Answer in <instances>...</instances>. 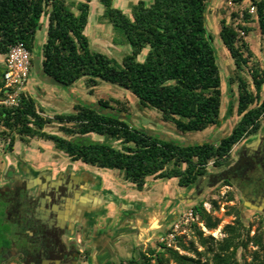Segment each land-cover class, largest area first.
Masks as SVG:
<instances>
[{"label": "trees", "instance_id": "trees-1", "mask_svg": "<svg viewBox=\"0 0 264 264\" xmlns=\"http://www.w3.org/2000/svg\"><path fill=\"white\" fill-rule=\"evenodd\" d=\"M91 1L0 0V56L22 43L30 53L33 71V56L38 53L36 31L42 29L45 17L39 69L65 87L83 79L88 93L93 94L98 81L116 85L135 96L140 106L157 110L163 122L172 123L183 133L220 127L233 113L237 121L216 143L178 142L132 126L125 120L129 114L117 100L112 102L119 107L103 99L95 103L77 101L71 112L54 113L49 118L42 115L45 109L21 91L16 105L0 104V139L6 142V149L12 151L16 137L20 141H49L71 161L121 171L123 179L138 191L148 177L175 178L178 187L187 188L205 177L209 167H225L233 146L256 136L264 120V68L253 60L243 37L252 30L248 23L255 19L264 51V0H249L254 14L246 8L238 21L236 12L230 14V22L224 17L219 20L218 36L234 66L226 82L230 97L223 115L220 68L206 21L209 0H138L129 15L114 7L113 0H97L103 7L101 16L130 47L120 64L92 50L84 34ZM144 50L142 60L138 59ZM2 74L0 69V88ZM232 85L236 86L235 107ZM3 97L1 90L0 98ZM51 123L57 124L64 136L44 131ZM222 184L228 185L226 180ZM232 198L228 194L227 201ZM205 202L191 206L197 223L190 225L200 250L194 241L186 244L181 237H175V246L156 239L113 264H264V231L249 235L237 210L232 223L222 226L221 239L203 235L198 223L209 231L220 223L204 209ZM209 204L212 210L218 208L215 200ZM3 244L0 233V245ZM249 245L255 247L250 261L240 262L237 250L246 251Z\"/></svg>", "mask_w": 264, "mask_h": 264}, {"label": "rangeland", "instance_id": "rangeland-1", "mask_svg": "<svg viewBox=\"0 0 264 264\" xmlns=\"http://www.w3.org/2000/svg\"><path fill=\"white\" fill-rule=\"evenodd\" d=\"M78 1V0H69ZM138 0H113V6L120 9L126 15H129L130 8L132 4L136 3ZM148 2L149 0H144ZM249 0H209L206 21L209 33L213 36V45L217 53L218 66L220 68L221 76V91H222V108L221 115H223L227 105L230 95L227 93L226 82L228 77L233 73V63L228 56L225 48L218 36L219 20L225 18L226 22L232 20L230 14L236 12L238 18L235 21L240 20L242 17V11L248 8ZM103 11L102 5L97 0H92L89 4V14L88 22L84 29V34L88 37L90 47L92 50L101 52L108 57L112 58L116 63L120 64L121 59L124 55L130 53V47L125 44L121 35L113 30L112 26L101 16ZM43 27H46V18L43 17L42 21ZM252 30L243 36L245 42L247 43L249 49L253 53V60L258 63L260 68H264V51L262 50V43L260 39L259 32L257 30L255 19L248 23ZM36 31L35 46L38 50V55H40L41 40L46 35V30L43 28ZM240 35H243L240 33ZM145 50L140 54L138 59L142 60ZM4 59V57H2ZM40 59V58H39ZM232 105L235 107L236 99V86H231ZM264 89V88H263ZM24 92L28 93L36 102L38 107L45 109V113L42 114L45 117H51L54 113H69L72 111V105L77 101L82 102H92L95 103L98 99L108 100L110 104L114 107H119L112 101L117 100L126 109L129 117H125L132 126L142 128L145 130L153 131L159 134H163L170 139L176 140L178 142H201V141H213L218 142V140L226 136L232 126L237 121L238 117L233 113V115L225 120L216 134H211V130L207 133V139H205L206 134L204 132H180L175 128V126L170 122H163L160 119V113L151 107L140 106L137 98L133 96L128 90L120 88L116 85L98 81L97 86L94 88L93 94H89L87 88L84 86L83 79L77 80L73 85L69 87H59L42 82L39 78V74L31 71L28 75V81ZM214 126L208 127L212 128ZM44 131L48 133H54L60 136H64L62 132L59 131L58 125L55 123L48 124L44 127ZM264 133V120L261 122L260 131L254 137H249L241 140V144L233 146L230 157L228 159L227 165L234 162L237 158L238 153L242 147L250 145L259 134ZM93 139L103 140V137L97 135L90 136ZM113 145H117L115 142L110 141ZM23 154L25 158L38 159L40 164H44L47 161H54L58 163L59 167L63 166L68 161L66 155L62 152L56 150L53 147V143L49 141H44L37 138H30L24 141H20L18 137L13 145L12 151L6 149V142L0 139V171H3L12 160L15 155ZM79 162V161H77ZM225 167H210L211 171L224 170ZM111 176L120 185V188L124 190H132L134 187L123 179V173L118 170H110ZM164 181V180H163ZM149 193L156 191L154 186L149 185L147 181ZM159 188H163V194H165L167 185H157ZM194 188V185L191 186ZM199 191V190H198ZM193 192V191H192ZM194 193V192H193ZM192 193V194H193ZM228 194L232 195V200L227 201ZM164 196V195H163ZM210 200H215L218 204V208L212 210L209 204ZM200 201H206L203 204L204 209L210 212L213 218L220 220L219 225L214 230H206L202 224L198 223V227L202 230L203 235H211L215 239H221L223 234L221 233V228L227 223H232L234 219V211L239 212L240 220L242 221L244 227L249 229V235H252L254 231H264V217L261 214L254 213L251 210L245 208L238 199V195L234 190L228 189L225 185H214L207 189L206 191H201L189 201L188 205H183L176 213L175 218L167 224L164 228L163 233L167 231L165 235L159 238V241H163L167 246H175V237H181L184 243L194 241L193 231L191 229V223H197V219L193 217V221L188 219L185 221V214L191 212V206L199 203ZM101 208V207H100ZM233 208V210H231ZM188 217V216H187ZM177 223L178 228L173 231V224ZM173 233V238H168L167 235ZM89 240V237H87ZM264 241V234H263ZM196 245V242H195ZM197 246V245H196ZM198 247V246H197ZM137 248H142V246H137ZM82 249V247H81ZM201 248L198 247V250ZM83 250V249H82ZM255 250V247L248 246L246 251L237 250V258L240 262L242 259L245 261H250V254ZM88 252V255L86 254ZM180 253H183L179 250ZM81 260L87 261V256H89V250H83L81 253ZM264 257V253L261 254ZM15 259H10L6 261V264H13Z\"/></svg>", "mask_w": 264, "mask_h": 264}, {"label": "flooded vegetation", "instance_id": "flooded-vegetation-1", "mask_svg": "<svg viewBox=\"0 0 264 264\" xmlns=\"http://www.w3.org/2000/svg\"><path fill=\"white\" fill-rule=\"evenodd\" d=\"M65 162L60 167L54 161L40 164L21 154L0 171V233L5 242L0 263L92 264L88 256L81 260L80 253L90 247L92 217L101 208L82 204L74 194L83 188L90 195L102 180L89 165L69 158ZM224 174L225 186L242 205L264 217L263 132L242 147ZM67 200L70 205L65 206Z\"/></svg>", "mask_w": 264, "mask_h": 264}, {"label": "crops", "instance_id": "crops-1", "mask_svg": "<svg viewBox=\"0 0 264 264\" xmlns=\"http://www.w3.org/2000/svg\"><path fill=\"white\" fill-rule=\"evenodd\" d=\"M43 42L44 38L41 40V43ZM0 69L2 71L4 69L2 56H0ZM218 129L219 127H212L201 132L206 134L205 139H207L209 130L211 134H216ZM239 144L241 142L237 145ZM93 169L102 182L96 185L94 192H90L93 196H99L100 206L98 207H101L92 217L90 233L92 242L88 249L92 264H113L120 259L128 258L138 249L137 246H142L143 249L152 244L163 235L164 228L175 218L181 206L188 205L199 192L206 191L214 185H222V182L226 180L224 174L226 168L211 171L209 167L207 175L200 179L195 184L198 186L194 188L178 187L175 178L148 177L141 191L135 188L124 190L113 179L110 170L96 167ZM147 181L149 185L154 186V190L156 188L157 190L149 193ZM157 185H167L165 194H163V188L158 190ZM74 197L80 201L82 199L77 193ZM81 203L89 204V201L85 199Z\"/></svg>", "mask_w": 264, "mask_h": 264}, {"label": "built area", "instance_id": "built-area-1", "mask_svg": "<svg viewBox=\"0 0 264 264\" xmlns=\"http://www.w3.org/2000/svg\"><path fill=\"white\" fill-rule=\"evenodd\" d=\"M254 6L248 5V13L254 14ZM242 34V32H240ZM30 53L22 43H17L11 46L3 59V74H2V88L4 97L0 98V104L5 106L16 105L17 95L19 92L25 90L28 75L30 72ZM212 162H208L211 165ZM185 221L188 219L193 221L191 212L184 215ZM188 216V217H187ZM178 228V224H173V231ZM168 238H173V233L167 235ZM168 245V244H167Z\"/></svg>", "mask_w": 264, "mask_h": 264}, {"label": "water", "instance_id": "water-1", "mask_svg": "<svg viewBox=\"0 0 264 264\" xmlns=\"http://www.w3.org/2000/svg\"><path fill=\"white\" fill-rule=\"evenodd\" d=\"M39 55L35 54L33 56V71L39 74V78L42 82L46 83V84H50V85H54V86H59V87H65V85L59 81H57L54 78H50L49 76L43 74L40 69H39ZM157 135H160L159 133H155ZM165 139H167L168 137H164ZM189 143V142H188ZM200 144V143H199ZM198 186V185H196ZM78 197L82 198L81 201H84L85 199L87 201H89V204H91V206L94 207H98L100 206L99 202H100V198L99 196H93L92 194H87L86 190L81 188L78 192ZM91 197V198H90ZM70 200V199H69ZM67 203V204H66ZM70 205V202L67 200L65 202V206ZM68 213H71V208L68 209ZM71 215V214H70ZM69 215V217H70Z\"/></svg>", "mask_w": 264, "mask_h": 264}]
</instances>
